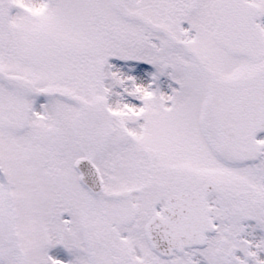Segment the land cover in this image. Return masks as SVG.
I'll return each mask as SVG.
<instances>
[{"label":"snow or ice","instance_id":"snow-or-ice-1","mask_svg":"<svg viewBox=\"0 0 264 264\" xmlns=\"http://www.w3.org/2000/svg\"><path fill=\"white\" fill-rule=\"evenodd\" d=\"M0 264H264V0H0Z\"/></svg>","mask_w":264,"mask_h":264}]
</instances>
